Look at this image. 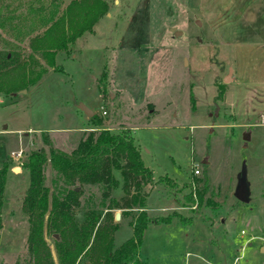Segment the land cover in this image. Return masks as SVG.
<instances>
[{
    "label": "rangeland",
    "instance_id": "obj_1",
    "mask_svg": "<svg viewBox=\"0 0 264 264\" xmlns=\"http://www.w3.org/2000/svg\"><path fill=\"white\" fill-rule=\"evenodd\" d=\"M28 4L35 8L39 1L0 0V8L24 29L29 20L17 18L31 17ZM107 5L59 66L47 67L24 91H0V165L6 168L0 174V264L26 254L25 154L46 148L43 136L54 150L69 153L86 131L105 128L129 131L154 178L177 182L174 188L162 181L145 188L151 190L148 214L199 212L192 225H148L138 249L141 261L225 264L218 261L225 255L231 263L240 257L237 264H264L259 253L264 246V0H107ZM172 27L183 34L175 36ZM0 36L13 44L19 40L7 28ZM15 76L9 72L1 83ZM80 103L93 114L85 116ZM243 163L247 203L234 195ZM44 167L50 184L53 172ZM113 176L117 185L107 199L101 198V184L83 186L82 209L104 210L110 199H119L122 181L117 170ZM186 183L203 191L202 206H182L190 189ZM139 211L123 212L114 245L131 235L128 221ZM115 212L120 210L108 213ZM45 240L55 262L50 234Z\"/></svg>",
    "mask_w": 264,
    "mask_h": 264
},
{
    "label": "trees",
    "instance_id": "obj_2",
    "mask_svg": "<svg viewBox=\"0 0 264 264\" xmlns=\"http://www.w3.org/2000/svg\"><path fill=\"white\" fill-rule=\"evenodd\" d=\"M36 1L39 4L35 8L27 5L31 17L20 14L17 18L18 22L29 20L26 29L13 23V13L0 8V31L7 28L19 39L13 44L0 36V79L9 72L16 73L13 79L2 83L0 80V91L13 94L17 87L21 90L35 85L47 67L56 68L59 59L70 55L74 41L92 31L108 6L107 0H49L45 6L43 0ZM36 26L40 29L33 33ZM221 92L222 89L219 94ZM190 96L193 100L192 94ZM90 119L94 122L95 116ZM42 139L46 148L30 150L22 164L28 170V185L21 200V213L27 221L26 254L13 264H147L139 259L138 249L148 225L177 222L186 226L199 214L193 209L191 211L196 215L187 216L176 209L157 215L147 213L151 191L145 190L147 186L152 189L157 181L171 188L178 184L167 176L154 178L152 171L141 161L140 149L127 130L89 129L69 153L54 150L48 137ZM46 164L53 172L50 184L45 182ZM5 170V163H2L0 174ZM113 170L119 172L122 181L119 199H110L104 210L82 209L80 197L84 185L99 183L103 187L101 198L110 197L117 185ZM197 180L193 178V181ZM191 183L185 184L190 189L182 195L185 201L182 206L200 207L205 201L203 191L191 187ZM203 186L205 190L206 181ZM206 201L212 199L208 197ZM213 207L218 210V203L213 201ZM110 209L120 210L117 221L108 213ZM131 209L140 210L128 221L132 233L122 243L114 245V234L119 221L124 219L123 212ZM45 233L52 238L55 262Z\"/></svg>",
    "mask_w": 264,
    "mask_h": 264
},
{
    "label": "water",
    "instance_id": "obj_3",
    "mask_svg": "<svg viewBox=\"0 0 264 264\" xmlns=\"http://www.w3.org/2000/svg\"><path fill=\"white\" fill-rule=\"evenodd\" d=\"M170 31H173L175 36H179L183 34L181 31H177L173 27L170 28ZM21 91H24V90H21ZM78 109L82 111L85 116H91L93 114V112L89 108L84 106L82 103L78 105ZM248 139H249V135L245 134L244 140H248ZM236 178H237V184L234 190V195L238 201L247 203L250 200V194H249L250 189H249V181L247 177V167L245 163H243L240 173L237 174ZM119 216L120 214L118 212L114 213L115 220H118ZM261 251L264 252V247H261Z\"/></svg>",
    "mask_w": 264,
    "mask_h": 264
},
{
    "label": "crops",
    "instance_id": "obj_4",
    "mask_svg": "<svg viewBox=\"0 0 264 264\" xmlns=\"http://www.w3.org/2000/svg\"><path fill=\"white\" fill-rule=\"evenodd\" d=\"M234 190H235V189H234ZM195 219H198V217L195 218ZM195 219H194V220H195ZM193 222H194V221H193ZM193 222H192V223H193ZM175 223H177V222H175ZM172 224H174V223H172ZM150 225H157V224H150ZM189 225H192V224H189ZM247 244H249V246H252L253 243H251V241H248ZM261 247H264V246H260V247H259V253L264 254V252L261 251ZM218 261H221L220 263L233 264V263H231L232 261H230L229 259L227 260V257H226L225 255L222 256V258H219ZM228 262H229V263H228ZM218 263H219V262H218ZM218 263H217V262H213V263H210V264H218Z\"/></svg>",
    "mask_w": 264,
    "mask_h": 264
},
{
    "label": "built area",
    "instance_id": "obj_5",
    "mask_svg": "<svg viewBox=\"0 0 264 264\" xmlns=\"http://www.w3.org/2000/svg\"><path fill=\"white\" fill-rule=\"evenodd\" d=\"M194 173L195 174H198L199 173V170L198 169H195L194 170ZM239 259H240V257H235L234 260H233L234 261L233 264H237L239 262Z\"/></svg>",
    "mask_w": 264,
    "mask_h": 264
}]
</instances>
